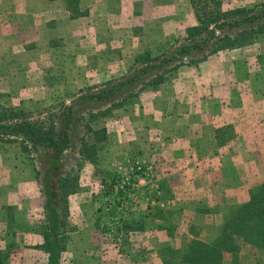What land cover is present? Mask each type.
Here are the masks:
<instances>
[{
	"label": "rangeland",
	"instance_id": "rangeland-1",
	"mask_svg": "<svg viewBox=\"0 0 264 264\" xmlns=\"http://www.w3.org/2000/svg\"><path fill=\"white\" fill-rule=\"evenodd\" d=\"M243 1L221 0V10L262 4L246 8ZM0 25L6 27L0 33L3 121L28 122L57 133L68 121L69 136L62 154L48 156L51 149L31 147L22 134L0 135V155H23L35 178L34 191L20 194L29 207L17 220L7 224L10 207H0V251L7 255L6 264H46L47 254L39 246L46 229L47 188L66 238L59 264H145L140 257L146 247L156 254L151 264H180L181 252L192 238L210 242L230 211L264 182V169L258 170L254 162L264 159L263 145L251 140L244 148L237 143L220 152L233 156L248 150L251 167L240 170L238 199L225 207H209V216H195L197 225L190 223L191 215L204 207L166 208L171 197L180 196L169 188L171 169L178 166L167 157L173 151L168 145L183 136L176 122L159 121V113L178 115L186 103L180 94L192 86L187 80L215 71L211 57L233 50H220L204 60L200 58L207 51L191 50L169 65L141 74L142 68L159 64L183 44L198 40L189 36L188 29L198 25L189 0H0ZM228 33L224 29L217 36ZM203 63L209 66L205 70L199 67ZM139 75L107 100L89 98ZM203 96L208 101V93ZM202 147L198 152H216L208 141ZM103 172L118 181L110 195L101 185ZM234 177L239 182V176ZM0 194L7 203V194ZM234 196L227 193L225 198ZM124 223L131 229L138 225V230L130 231ZM239 256L240 264H264V252L248 246L240 248ZM223 264H231L229 254Z\"/></svg>",
	"mask_w": 264,
	"mask_h": 264
},
{
	"label": "crops",
	"instance_id": "crops-1",
	"mask_svg": "<svg viewBox=\"0 0 264 264\" xmlns=\"http://www.w3.org/2000/svg\"><path fill=\"white\" fill-rule=\"evenodd\" d=\"M263 2L264 0H244L241 5L251 8L254 4ZM4 15L1 14V17ZM5 28L0 27V33L4 32ZM212 58L216 65L215 71H202L187 80L192 86L185 88L180 94L183 97L181 99L186 102L183 110L181 109L178 115H174L172 111L159 113V121L176 122L179 125L178 133L181 132L183 136L181 140H172L173 143L168 145L173 151L167 157L170 161H176L178 166V169H171L169 176L173 179L169 177V188L172 193L180 196L175 199L171 197L166 208L187 211L186 209L193 206L196 208V205L204 207L191 215V221L187 219V222L190 221L193 225L198 224V218L195 216H209V212H206L211 210L209 207L217 204L225 207L232 203V200L238 199L236 189L243 182L240 170L251 167V159L248 158L249 154H246L248 150L244 151V148L249 147L251 140L264 147V144H261V140H264V41L220 52ZM203 64L199 67L205 70L208 64ZM207 93L208 101L203 96ZM207 141L216 148L212 155L197 150L203 149L202 146L206 145ZM237 143L244 146L241 153L233 156L221 155L222 149L228 151L237 146ZM168 146L164 148L165 151ZM22 156L0 155V193L7 194L4 198L7 203L2 202L3 195L0 194V207H10L7 210L9 215H5L9 217L7 224H12L29 207L28 203L22 201L20 194L34 191L33 171L26 165ZM259 161H254L257 163V169H264V159L259 158ZM240 163L243 166H239ZM234 173L239 176V182L236 181ZM245 175L249 176L247 172ZM227 193L237 194V197L226 199ZM241 199L245 201L244 195ZM187 214L185 212L183 216ZM144 234L147 235L146 232ZM155 255L148 252L146 247L143 257H139L145 264H151V258ZM159 264L163 263L159 261Z\"/></svg>",
	"mask_w": 264,
	"mask_h": 264
},
{
	"label": "trees",
	"instance_id": "trees-1",
	"mask_svg": "<svg viewBox=\"0 0 264 264\" xmlns=\"http://www.w3.org/2000/svg\"><path fill=\"white\" fill-rule=\"evenodd\" d=\"M195 9L198 25L189 28V36L198 40L183 44L176 49L169 59L161 58L159 64H153L142 68L141 74L158 70L169 65L178 56L185 57L189 51H207L200 60L226 49L241 48L252 44L259 38L264 39V2L252 9H233L223 12L221 0H189ZM224 29L229 33L221 37L217 32ZM183 61L179 63L182 64ZM177 64V65H180ZM177 65L172 68H176ZM140 78L135 76L119 86L100 90L90 95L95 100H107L111 98L118 88L133 83ZM161 83V80H154V84ZM4 115L0 114V135L22 134L30 142L31 147L42 146L51 149L55 155H60L68 146V121L65 122V129L62 132H55L53 129L45 130L37 125L28 122L7 124ZM118 181L114 174L103 172L101 174V185L105 195L114 192ZM48 188L44 192L45 201L44 222L45 232L44 243L39 246L47 254L46 264H59L60 256L65 251L64 234L60 229L63 226L61 214L51 203ZM117 193H120L118 190ZM118 195H121L118 194ZM142 220V218H140ZM124 227L130 228L124 223ZM130 228V231L138 230ZM242 246H248L251 250L264 252V182L249 192L248 200L234 207L227 219L224 221L218 234L210 241L205 242L193 239L180 255V264H223V257L229 254L231 264H240L239 251ZM7 255L0 251V264H6Z\"/></svg>",
	"mask_w": 264,
	"mask_h": 264
},
{
	"label": "water",
	"instance_id": "water-1",
	"mask_svg": "<svg viewBox=\"0 0 264 264\" xmlns=\"http://www.w3.org/2000/svg\"><path fill=\"white\" fill-rule=\"evenodd\" d=\"M52 153H53V152H49V153H48V156L51 155Z\"/></svg>",
	"mask_w": 264,
	"mask_h": 264
}]
</instances>
